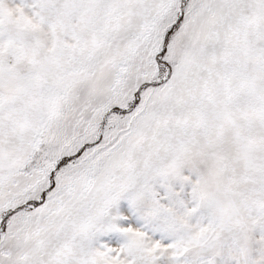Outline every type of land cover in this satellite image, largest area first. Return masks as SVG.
I'll use <instances>...</instances> for the list:
<instances>
[{"label":"snow or ice","instance_id":"1","mask_svg":"<svg viewBox=\"0 0 264 264\" xmlns=\"http://www.w3.org/2000/svg\"><path fill=\"white\" fill-rule=\"evenodd\" d=\"M0 264H264V0H0Z\"/></svg>","mask_w":264,"mask_h":264}]
</instances>
